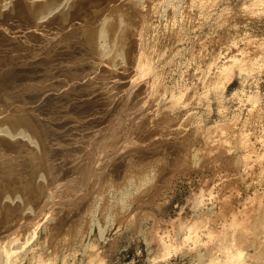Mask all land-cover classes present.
I'll list each match as a JSON object with an SVG mask.
<instances>
[{
	"label": "rangeland",
	"instance_id": "obj_1",
	"mask_svg": "<svg viewBox=\"0 0 264 264\" xmlns=\"http://www.w3.org/2000/svg\"><path fill=\"white\" fill-rule=\"evenodd\" d=\"M28 1L42 8L34 31L81 2ZM17 7L0 0L9 44L19 25L6 32L3 17ZM81 8L67 22L85 16L101 64L130 72L127 123L97 110L88 127L71 114L58 129L64 120L46 123L27 107L22 116L55 128L54 182L34 166L44 150L37 131L0 107V141L19 147L0 153L14 156L13 169L27 166L41 191L37 202L23 190L0 196V218L18 212L0 235V264L263 263L264 0H85ZM11 53L0 47V56ZM73 136L85 151H74ZM90 154L91 172H74Z\"/></svg>",
	"mask_w": 264,
	"mask_h": 264
},
{
	"label": "bare ground",
	"instance_id": "obj_2",
	"mask_svg": "<svg viewBox=\"0 0 264 264\" xmlns=\"http://www.w3.org/2000/svg\"><path fill=\"white\" fill-rule=\"evenodd\" d=\"M80 1L82 3L79 2L80 4L70 13L57 16L48 28L34 31L30 29L31 22L37 11L40 12L42 8L31 6V2L28 3V0H17L18 7L15 9H20V11L10 10L3 19L9 20L5 25L7 27L6 32L9 31L10 33L13 26L19 25L18 31L15 28L17 34L11 32L16 34L18 41L14 40L12 44H9L10 38L6 42L5 37L0 36V47L10 46L12 48L10 56H0V107L7 109L11 114L14 113L12 121L25 123L37 131L44 143V150L38 160L36 158L38 164L31 163L33 158L30 163L35 168L38 166L39 170H48L49 176H52V181H57V175H54L58 169L52 164V147L48 138L54 135L56 131L50 132L49 136V130L53 131L55 128L52 123L51 127L49 126L50 121L48 119L51 120V117L54 116L58 121L61 119L59 123L64 120L63 124L58 125L59 129L66 122V116L72 114L74 121L84 123L83 128L90 125L91 120L88 118L98 110L101 118H105L108 123L119 120L124 127L127 123L124 112L131 102L128 96L129 92L126 95L123 92L124 88L128 87L130 72L126 73L127 71H125L122 74L119 72L120 69L117 73L108 69L107 64H101L100 60L97 59V53L91 49L95 30L94 24H89V20L85 16L74 19L73 22H67L76 10H81V7L84 6L85 0ZM84 29L87 32L83 35ZM17 38L15 39L17 40ZM37 74H41V76L36 77ZM37 93L38 95L50 93V95L44 100V104L39 105L41 97L39 96L40 98L37 97L39 98L37 99L35 97ZM89 97H92L93 100ZM28 104L32 105L28 106ZM31 106H33L32 109L36 114L46 116L45 121L49 123L47 125L53 129H48L46 124H41L35 117H26L20 114ZM57 136L54 137L58 139ZM76 137L75 142L79 145L75 146L74 151L77 153L85 151L87 144ZM0 142L2 145L0 146L2 152H0L3 154L5 152V155L14 152V150H19L16 144ZM1 153L0 196L7 190H23L27 202L40 200L41 191L32 182H29L30 177H33L30 169L27 166L13 169L14 156L12 157V154L15 153H12L11 156L7 155V157H12L10 161H6L4 159L6 156ZM91 158L90 154L85 160L76 164L73 169L74 172L81 170L91 172V168L89 169ZM34 166H32L33 173H35ZM120 166L119 163L114 166L113 172L116 177L120 175ZM57 174L59 176V173ZM4 214L0 218V235L9 232V227L18 216L16 209L8 208ZM262 261L261 264H264V260Z\"/></svg>",
	"mask_w": 264,
	"mask_h": 264
}]
</instances>
